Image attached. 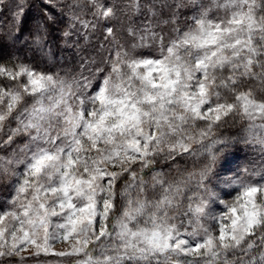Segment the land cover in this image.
<instances>
[{
    "label": "snow or ice",
    "instance_id": "obj_1",
    "mask_svg": "<svg viewBox=\"0 0 264 264\" xmlns=\"http://www.w3.org/2000/svg\"><path fill=\"white\" fill-rule=\"evenodd\" d=\"M66 7L67 13L62 0H43L40 18L29 26L26 0H18L10 14L11 42L51 55L45 46L58 17L67 15L65 40L81 35L77 25L88 39L102 23L115 55L105 61L107 75L96 67L93 78L85 76L96 64L85 60L70 80L24 63L0 64V77L26 78L15 88L0 87V131L16 121L0 148L27 138L9 158L0 157L4 174L24 169L13 172L22 178L12 209L0 214V257L14 258L31 246L35 255L76 258L68 264H264V183H246L228 167L229 149L239 140L264 146V97L244 90L256 80L264 93V0L199 5L187 30L176 28L167 42L157 29L176 21H160L155 4L133 0L127 7L134 13L146 7L147 15L139 26L129 23L131 50L109 26L117 16L114 4L69 0ZM165 7L171 5L161 4L160 16ZM213 8L224 15L213 18ZM5 47L0 44V55ZM155 47L158 57L136 51ZM230 117L247 121L244 134L218 137L214 130ZM198 122L206 126L197 129ZM185 156L202 159L183 180L167 181L163 172H154L151 183L145 179L157 158L175 163ZM258 175L264 180V170ZM233 186L241 189L235 200H220L221 190ZM157 189L158 197L149 198ZM217 201L227 209L218 217L211 213ZM205 219L218 220V234ZM58 241L67 248L55 251Z\"/></svg>",
    "mask_w": 264,
    "mask_h": 264
},
{
    "label": "trees",
    "instance_id": "obj_2",
    "mask_svg": "<svg viewBox=\"0 0 264 264\" xmlns=\"http://www.w3.org/2000/svg\"><path fill=\"white\" fill-rule=\"evenodd\" d=\"M17 2L18 0H0V25H2V27H0V44L6 45L2 55H0V64H7L10 67L14 63H24L34 67L38 72L59 73L60 76L70 80L73 76L80 73V65L85 60H94L96 61V64L94 66L89 65L88 68H85L84 75L89 76V78H93L92 74L95 73L96 67H103L105 69L104 74L107 75V72L110 71V65L105 64V61L110 57V53L111 55H113V53L115 55V52L113 51L112 38H108L107 40L105 39L104 25L102 23L97 27L94 33L89 32L87 34L88 39H85V35L83 34L84 30L77 25L76 31L80 32L81 35L77 36L74 32L71 38L65 40L62 37V32L66 29L68 24L67 15L64 17H58L61 22L55 25L54 30L49 37V42L45 46L46 48L51 49L52 54L41 53L30 45L21 44L20 42L13 44L11 42L9 35V28L11 24L10 14L11 11L15 9ZM107 2L109 4H114L117 8V16L109 26H113L116 29L115 38L119 44L123 45L126 49L131 50V45L134 41L128 36L127 28L130 22H134L137 26H139L143 21L144 15H147V9L146 7H142L140 12L134 13L132 9L127 7L129 4L133 3V0H107ZM140 3L142 6L155 4L157 6L158 20L176 21L175 23L170 22L168 24L161 23L160 28L157 29L158 32L161 30L163 31V34L166 37V42L174 35L176 28L182 29L186 27V25L190 22L189 16L194 12L195 6L189 3V0H140ZM178 3L185 6L176 8L175 5ZM161 4L171 5V7H165L163 9V16L159 15V6ZM210 4L211 1L208 6H210ZM26 7L29 9L27 15L29 26H31L35 24L42 14L43 0H26ZM67 11L68 9L66 5H64V12L67 13ZM85 18L91 19L90 11L85 12ZM167 32L169 35H166ZM136 51L138 54L155 55L159 52V49L158 47H155L152 49H137ZM227 74V72L224 73V75ZM101 77H99V79ZM0 85L5 87H15L17 86V81L9 80L7 77H0ZM249 87L256 90L258 99L264 97V93L258 90V81H247L244 85V90H247ZM12 121V123L11 121L7 122L8 126L4 127V129L0 132V139H7V135L10 134L9 129L16 127L14 120ZM205 126L204 122H198L196 127L203 128ZM246 127L247 121L241 122L237 118L236 122L233 123L232 118L230 117L228 123L220 128H216L214 132L220 138H235L238 137V135H243V130ZM25 139L26 137H17L12 145L7 148H0V157H10L14 150H16V147L23 144ZM252 146H255L253 145V142L239 140L238 143L229 149V153L230 155L240 154L241 156L245 155L247 157H254L255 159L260 157L264 164V149L254 150ZM157 159L158 163L155 165L153 171H149L145 177L149 183H151V178L154 172H163L164 178L167 181H180L179 177L186 174V172L184 173L183 171L190 166H200V160L202 158L185 156L177 159L175 163L166 161L168 162L166 165L163 157H159ZM174 167H177L178 170L175 171ZM136 169L139 170V165L136 166ZM178 171L180 172L178 173ZM2 173L3 172L0 171V180L4 181V174ZM127 179L128 177L125 175V177L119 182V186L117 188L118 193L123 188ZM5 186H3L0 182V198L2 197L1 195H3V199L5 197ZM158 195L159 189H157L155 193H148L149 198H155L158 197ZM122 204L123 201L120 200V205ZM117 215H119V213H117ZM1 259L4 260L5 258L1 257ZM8 263L10 262H6L4 264Z\"/></svg>",
    "mask_w": 264,
    "mask_h": 264
},
{
    "label": "rangeland",
    "instance_id": "obj_3",
    "mask_svg": "<svg viewBox=\"0 0 264 264\" xmlns=\"http://www.w3.org/2000/svg\"><path fill=\"white\" fill-rule=\"evenodd\" d=\"M210 1L211 0H197V4L194 6V12L189 16L190 22L186 25V27L182 28V30H187V28L192 24L191 17L194 16L199 11V5H203L204 7H208V4L210 3ZM62 2H63V5H67L69 0H62ZM210 15L213 18H215L217 16L224 15V13L222 11L218 12L216 9L213 8ZM166 35H169L168 32L166 33ZM175 35H176V33H174V35L170 39L174 38ZM112 56H114V53ZM153 56L158 57L159 52ZM25 79L26 78H22L20 81H17V86L19 85V83L25 82ZM100 79H103V77H101ZM17 86H15V87H17ZM0 87H5V86L0 85ZM15 87H5V88H15ZM94 90L95 89H92V91H94ZM89 94H91V92ZM29 101L31 103V100H29ZM5 105H6V100H5ZM12 122L13 121L11 120V123ZM14 122L16 124L15 120H14ZM257 122H259V121H257ZM6 124L7 125H5V127L8 126V123H6ZM197 129H199V128H197ZM25 143H27V138L25 139L23 144L16 147V150H18L20 147H22ZM253 145H255V146H252L254 150L264 149V146H262L258 143L253 142ZM6 158H9V156ZM229 159H230V162H229L228 167L231 169L232 172L239 171L246 183H264V180H261L260 176L258 175V173H260L261 170H264V164L261 161L260 157H257V159H255L254 157H247L245 155L241 156L240 154H233V155H230ZM167 163L168 162L165 161V165ZM199 167L200 166H198V167L190 166L189 168H186V170L183 171L184 173L186 172V174H184L182 177H179V180H183L187 176L188 173H190L194 170H197ZM174 168H175V171L178 170L177 167H174ZM246 168L248 169V173L244 172V169H246ZM23 170H24L23 166H19L18 168L13 167L12 169H10L7 174L2 173V174H4V181L0 180V182L3 186H5V185L6 186L4 189L5 197L3 199V195H1L2 197L0 198V214H3L4 212L12 209L11 201L16 194V187L19 183V180L22 178L18 175H13V172L15 171V172L22 173ZM113 170L118 171L119 169H113ZM179 172L180 171H178V173ZM190 189L191 190L186 193V196L183 200L182 207L184 209L187 208V205L189 203V201L187 200L186 197L191 196L196 191L194 183L190 185ZM240 192H241V189L239 187H236V186L224 188L221 190L220 200L224 201L227 204H231ZM117 204L120 205V200L118 197H117ZM225 211H227V209L225 208L224 203H220L219 201H217L216 204H214L211 208L212 215L216 216V217H218L221 213H223ZM169 214L170 215L175 214V210H173ZM203 222L205 223L206 226L210 227L213 232L218 234V229H219L218 220L205 219ZM98 228H99V225H97V229ZM189 230H191V229H189ZM8 239L10 240V237ZM52 247L54 248L55 251H62V250H65L67 248V244H65L64 242L58 241ZM33 252H34V250L31 248V246H29L19 256H16L14 258H5L4 260L1 259V257H0V261H3V264L6 262H10L8 264H68L69 260H75L76 259L75 257H58V256H55L51 253L44 254L43 252H41L39 255H35V254H33Z\"/></svg>",
    "mask_w": 264,
    "mask_h": 264
}]
</instances>
